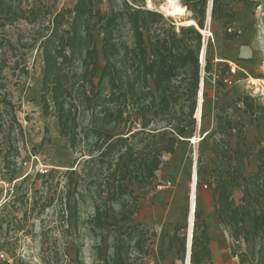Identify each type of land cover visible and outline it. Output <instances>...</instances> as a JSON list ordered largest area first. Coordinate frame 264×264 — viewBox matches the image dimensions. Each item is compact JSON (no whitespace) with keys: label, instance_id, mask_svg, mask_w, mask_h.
<instances>
[{"label":"trees","instance_id":"1","mask_svg":"<svg viewBox=\"0 0 264 264\" xmlns=\"http://www.w3.org/2000/svg\"><path fill=\"white\" fill-rule=\"evenodd\" d=\"M146 1L76 0L73 6L54 12L46 5L36 8L29 0H0V26L20 20L43 25L34 41L38 43L43 64L42 110L48 116L54 107L61 135L69 128L70 148L79 156L75 169L66 172L68 196L74 198L77 212L80 202L92 201L94 213L89 218L92 232L103 233L105 227L110 228L113 244L109 248L112 247L113 253L107 250L106 264H145L143 259L152 253V236L155 237L156 232L150 234L142 223L127 225L126 222L139 210L138 191L160 185L157 172L163 155L174 154L186 137L187 129L182 123L185 119L172 123L173 108L180 105V111L185 112L181 99L189 89L185 117H193L201 83V32L209 0H180L192 12L194 24L182 25L179 30L174 21L168 25L162 13L145 8ZM243 1L213 0V19L225 18L223 23L228 25L234 18L231 4ZM229 29L223 39H238L240 33ZM7 42L14 47L11 41ZM29 46L22 43L23 48ZM7 67L9 61L0 51V80ZM211 70L212 63L207 59L205 72ZM230 76H235L231 66L220 70L217 88L222 89ZM186 80L188 83L179 91V85ZM7 94L6 85L0 82V106L14 107ZM235 102L244 106L243 112L252 122L258 121L251 95L239 96ZM81 114L89 121V128L82 135L79 131ZM157 122H164L162 131L138 137ZM136 124H141V129L134 130ZM243 129L241 119L230 117L218 108L215 128L204 139L212 140V148L220 161L204 178L215 196L214 214L232 238L231 255L238 258V264H264V147L259 137H256L259 147L251 195L253 203L248 207L235 199V188L242 186L241 181L245 180L242 165L246 153L241 149L242 144H246ZM116 131L120 134L114 139ZM234 136L238 138L235 146L231 143ZM147 139L139 154L136 145ZM83 143L85 146L81 147ZM5 158L9 164V151ZM195 218L192 261L202 264L207 260L214 264L209 230L197 208ZM76 219L77 231L79 215ZM178 232L176 225L168 248H175L184 259L186 240ZM257 236L259 247L251 256L242 249V244ZM130 251L136 256L128 258Z\"/></svg>","mask_w":264,"mask_h":264},{"label":"rangeland","instance_id":"2","mask_svg":"<svg viewBox=\"0 0 264 264\" xmlns=\"http://www.w3.org/2000/svg\"><path fill=\"white\" fill-rule=\"evenodd\" d=\"M148 2L149 0L145 2V8L162 13L168 25L174 21L177 30L193 20V14L190 11L183 16H174L163 11L161 4L165 0L152 1L153 7L149 6ZM74 3L75 0H29V4H35L36 8L46 5L54 12L71 7ZM212 7L213 1L209 0L204 30L210 25L212 34L209 40L203 37L201 54L204 49L205 54L204 61L200 56V76L202 77V70L205 72L207 59L212 63V70L210 73L205 72L206 91L202 116H197L199 100L197 97V109L194 116L185 117L188 113L190 97L189 89L186 90L187 94L181 99L185 112L180 111V105H175L171 114L173 124L179 119H185L182 123L187 129L186 137L182 138L174 154L163 155L162 171L159 172L162 176L160 185L138 191L141 197L139 210L126 222L127 225L142 223L149 229L150 234L153 231L156 232V236H152L153 251L143 259L145 264H185L190 229V190L193 167L196 168L198 176L197 209L201 212L209 230L213 263L238 264V258L231 255L232 238L214 214L215 196L213 190L207 187L204 178L208 177L211 170L219 164L220 157L212 148V140L202 138L207 134L210 135L214 130L215 115L219 107L230 117L243 121L242 135L245 137L246 144L243 145L241 142V149L246 153L242 165L245 180L241 181L242 186L235 188V199L238 204L250 207L253 203L251 195H253V182L258 168L259 146L256 143V137H259L264 147V0L232 3L230 9L234 18L226 26L223 23L225 18L213 19ZM45 21L47 24V20ZM42 27L43 25L39 22L29 24L22 20L11 25L0 26L2 39L0 51L5 53L9 61V67L4 70V77L0 82L6 85L7 96L14 104V107L8 108L0 106V199H8L0 217V243H15L14 250L10 253L5 251L13 260L11 264H106L107 250L113 253L112 247L109 248L113 244L110 228L105 227L103 233L98 230L92 232L89 225V218L94 213L92 201L87 199L85 203L80 202L77 212L74 198L68 196L69 181L66 172L69 169H75V161L79 156L70 148L69 128L61 135L54 107L52 106L48 116H45L42 110L40 89L43 64L37 48L38 43L34 42L38 30ZM228 27H230L229 31H238L259 52L256 56H248L246 59V64L252 68V71L245 72L240 69L233 77V84H224L222 89H218L217 80L220 70L232 65L228 61L229 57L223 46L227 41L223 39V35ZM7 41H11L14 47L11 48ZM22 43H28L30 46L23 48ZM230 60L233 64H237L233 59ZM186 83H188L187 80L179 85V91L184 89L182 85ZM175 84L178 85V82L176 81ZM245 94L254 98L257 122H252L249 115L243 112L244 106L235 102V99ZM163 125L164 122L154 123L151 129H147L145 134H140L138 137H145L150 132L162 131ZM88 128V118L81 114L79 118L81 135ZM139 129L141 124H136L134 130ZM114 134L116 139L120 131ZM195 138L196 142L193 141ZM148 140L136 145L139 154L142 153ZM237 141V136L231 139L233 146ZM84 146L83 143L81 147ZM8 151L10 152L9 164L5 158ZM33 156H36L38 160L34 159L33 162ZM42 165L50 167L47 174L38 172ZM76 171L79 173L80 167ZM14 179H19L16 182L15 194L6 195L2 182H11ZM158 199L162 201V204L158 203ZM78 215L79 228L76 231L75 222ZM195 222L196 218H194V225ZM176 225L179 227V236L185 237L186 240L184 259L180 258L175 248H168L169 237L174 234ZM194 231L195 226L193 235ZM258 247V236L251 238L249 243L242 244V249L251 256ZM123 256L127 258L126 254ZM135 256L136 253L130 251L128 258ZM192 264H194L193 261ZM202 264H209V262L205 260Z\"/></svg>","mask_w":264,"mask_h":264},{"label":"bare ground","instance_id":"3","mask_svg":"<svg viewBox=\"0 0 264 264\" xmlns=\"http://www.w3.org/2000/svg\"><path fill=\"white\" fill-rule=\"evenodd\" d=\"M148 3H149V6L153 7L151 0H149ZM161 8H162L163 11H166V12H168V13L174 15V16H183V15L187 14V12H188L186 7H184L182 5L180 0H165V2L161 4ZM190 24H194L193 20H191L188 23H186V25H190ZM202 33H204L205 35H211L212 32H211V29H210V25ZM204 54H205V49L203 51L202 61H204L203 60ZM205 74L206 73L204 72V70H202L201 85H200L199 96H198V99H199L198 100V110H197V116L198 117L202 116L203 107H204V103H205V91H206L205 90V87H206V75ZM254 81H255V78H254ZM255 83H257V81H255ZM193 141L196 142V138L193 139ZM197 180H198L197 170H196L195 167H193L191 190H190L191 196H190V216H189V226H190V229H189V234H190L189 245L192 243V237H193L192 236L193 235L192 228L194 227L195 211H196V208H197V202H196Z\"/></svg>","mask_w":264,"mask_h":264},{"label":"crops","instance_id":"4","mask_svg":"<svg viewBox=\"0 0 264 264\" xmlns=\"http://www.w3.org/2000/svg\"><path fill=\"white\" fill-rule=\"evenodd\" d=\"M76 1V0H75ZM224 49H225V53L226 55L229 57V63H231L237 72H239L240 69L244 70L245 72H247L246 70H251L252 68H249L248 65L246 64V59L248 56H252V55H257L258 54V49L253 48L252 45L246 40L245 37H243L242 35H240V37L238 39H234V40H229V41H225L224 43ZM230 59H233L237 64H233L232 61ZM249 68V69H247ZM251 77V75H250ZM162 167V165H161ZM160 167V170L157 172L158 174V178L159 181L161 180V175L159 174V172L162 171ZM162 194V193H160ZM159 194V195H160ZM159 198V196H158ZM159 204H162V201H160L159 199L157 200ZM5 227H3L4 229ZM14 245L15 243H0V249L7 251L8 253H10L12 250H14ZM211 247V245H210ZM212 251V249H211Z\"/></svg>","mask_w":264,"mask_h":264},{"label":"built area","instance_id":"5","mask_svg":"<svg viewBox=\"0 0 264 264\" xmlns=\"http://www.w3.org/2000/svg\"><path fill=\"white\" fill-rule=\"evenodd\" d=\"M210 36L211 35H205V34L203 35L204 39H205V37H207L208 40H209ZM231 68H232V72L234 73V75H236L237 74L236 69L233 66H231ZM233 82H234V80H233V77L232 76H230V77H228V78L225 79V83L228 84V85L233 84ZM34 159H37V157L36 156H33L32 157L33 162H34ZM49 170H50V167L48 165H42L38 169V172H40L42 174H47L49 172ZM22 178H24V177H22ZM19 179H14L11 182H2V184L4 185V188H5L6 195H13V194H15V191H16V189H15L16 188V182ZM7 200L5 198L0 199V217L2 216L3 209H4V205L7 203ZM12 261L13 260L10 259V257L8 256V254H6L4 250H1L0 249V264H11ZM185 264H192L191 252L186 257Z\"/></svg>","mask_w":264,"mask_h":264},{"label":"water","instance_id":"6","mask_svg":"<svg viewBox=\"0 0 264 264\" xmlns=\"http://www.w3.org/2000/svg\"><path fill=\"white\" fill-rule=\"evenodd\" d=\"M213 1V0H212ZM202 55L201 54V60H202ZM204 139V137L202 138ZM192 233H193V228H192ZM193 236V235H192ZM189 238H190V234H188V240H187V256L190 254L191 252V247H192V243L189 245Z\"/></svg>","mask_w":264,"mask_h":264}]
</instances>
